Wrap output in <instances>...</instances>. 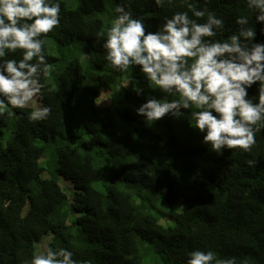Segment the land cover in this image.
Returning a JSON list of instances; mask_svg holds the SVG:
<instances>
[{
    "label": "trees",
    "instance_id": "16d2710c",
    "mask_svg": "<svg viewBox=\"0 0 264 264\" xmlns=\"http://www.w3.org/2000/svg\"><path fill=\"white\" fill-rule=\"evenodd\" d=\"M196 2L223 18L218 39L237 30V16L254 24L245 0ZM118 3L62 0L60 25L44 45L52 66L42 80L48 119L30 122V106L0 115V264H30L47 247L71 250L78 264H186L196 249L235 264H264V129L250 153L218 155L187 117L148 126L134 109L146 95L163 93L149 88L139 67L112 70L97 42ZM126 3L151 31L188 11L183 0L162 8L154 0ZM255 26L256 42H264ZM22 51L6 59L19 60ZM130 75L145 87L140 96L131 85L122 88ZM257 95L253 85L249 96L255 102Z\"/></svg>",
    "mask_w": 264,
    "mask_h": 264
},
{
    "label": "clouds",
    "instance_id": "9594fccd",
    "mask_svg": "<svg viewBox=\"0 0 264 264\" xmlns=\"http://www.w3.org/2000/svg\"><path fill=\"white\" fill-rule=\"evenodd\" d=\"M172 0H154L157 7ZM255 15L237 16V30L227 40L218 39L225 31L223 18L214 11L199 9L196 0H183L188 11L175 12L155 30L146 27L143 17L134 16L126 0L116 4L115 18L107 32L96 33L105 50L108 66L120 73L139 67L149 88L158 87L162 98L145 96L135 108L148 126L166 116L185 119L202 134L201 143L220 154L225 149L250 153L256 135L264 129V42H256V24L264 35V0H245ZM62 0H0V115L9 108L25 109L39 102L28 113L30 122L48 119L51 107L45 106L44 78L52 66L45 53L46 34L61 22ZM195 19L190 18L188 12ZM206 18V19H205ZM199 20H204L199 23ZM21 59H6L17 50ZM85 59H91L85 54ZM137 96L145 87L134 75L123 82ZM257 85V99L249 89ZM50 90V89H49ZM169 99V97H177ZM194 124V127L192 126ZM255 167L256 159L246 161ZM67 248L34 254L30 264H78ZM28 264V262H26ZM83 264H90L83 261ZM186 264H235L220 259L212 250H192Z\"/></svg>",
    "mask_w": 264,
    "mask_h": 264
},
{
    "label": "rangeland",
    "instance_id": "374dc122",
    "mask_svg": "<svg viewBox=\"0 0 264 264\" xmlns=\"http://www.w3.org/2000/svg\"><path fill=\"white\" fill-rule=\"evenodd\" d=\"M35 102L30 103V105L33 106V107H37V103H35ZM37 247H38V251H40L43 248V243L42 242L38 243Z\"/></svg>",
    "mask_w": 264,
    "mask_h": 264
}]
</instances>
